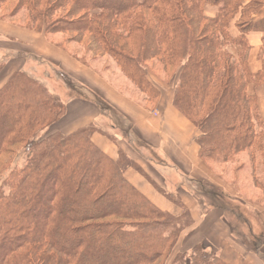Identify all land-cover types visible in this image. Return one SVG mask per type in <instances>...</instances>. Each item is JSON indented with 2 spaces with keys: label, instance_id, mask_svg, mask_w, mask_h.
<instances>
[{
  "label": "trees",
  "instance_id": "16d2710c",
  "mask_svg": "<svg viewBox=\"0 0 264 264\" xmlns=\"http://www.w3.org/2000/svg\"><path fill=\"white\" fill-rule=\"evenodd\" d=\"M244 1L0 0V10L11 7L2 19L24 12V27L46 37L64 35L60 48L74 43L107 56L147 104L159 97L148 73L176 78L173 104L197 128L200 158L229 163L251 152L264 167V120L247 93L264 74H250L245 62V34L264 37V18H251L264 0ZM206 5L217 8L214 17L204 15ZM238 14L233 38L228 27ZM232 44L237 60L224 51ZM64 109L24 72L0 87V264H165L187 212L174 217L153 206L123 176L133 163L109 159L91 142V127L38 137ZM254 184L264 193L262 181ZM199 185L202 199L225 208L221 192ZM250 236L254 253L263 236ZM171 264L225 263L194 247Z\"/></svg>",
  "mask_w": 264,
  "mask_h": 264
},
{
  "label": "crops",
  "instance_id": "0c3cea01",
  "mask_svg": "<svg viewBox=\"0 0 264 264\" xmlns=\"http://www.w3.org/2000/svg\"><path fill=\"white\" fill-rule=\"evenodd\" d=\"M250 1L245 0L243 4ZM216 12L214 6L204 7V15L208 18L214 17ZM239 17L236 15L228 27L233 38L239 34L235 25ZM251 18L253 21L264 18V3ZM245 39L249 47L245 55L248 72L264 74L263 34L250 31ZM57 44L42 32L0 20V58L7 57L6 66L0 72V87L13 73L22 71L32 56L79 86L78 91L77 87L73 89L85 97L63 102V116L46 129V134L69 135L91 127L90 140L102 153L112 160L121 154L133 163L123 176L153 206L174 217H179L182 211L187 212L190 222L180 232L165 264H171L175 256L189 253L194 247L214 252L225 264H264V246L262 258H258L244 237L245 228L242 226L243 232H240L231 222L237 208H244L251 232L255 234L257 228L264 236V193L253 182L251 188L246 189L247 193L241 187L247 194V198L241 199L239 190L226 187L227 198L238 206H233L236 208L233 214L232 207L230 210L209 206L200 197L199 182L220 192L223 184L213 174L210 163L200 158L197 128L173 104L177 79L166 83L148 73L147 80L159 92L156 102L150 105L146 103V96L111 59L84 63ZM224 51L235 60L241 52L233 44L226 46ZM247 93L255 97L257 110L264 120V78L257 86L249 85ZM92 98L99 100L101 105L95 104ZM228 164L219 163L218 169L230 170Z\"/></svg>",
  "mask_w": 264,
  "mask_h": 264
},
{
  "label": "rangeland",
  "instance_id": "374dc122",
  "mask_svg": "<svg viewBox=\"0 0 264 264\" xmlns=\"http://www.w3.org/2000/svg\"><path fill=\"white\" fill-rule=\"evenodd\" d=\"M10 9L11 7H9V10ZM9 10L7 8L0 10V20L8 21L18 26L24 27V22H25L24 12H20L15 17L10 18V19H2V16L6 14L7 11ZM46 38H48L50 41L58 43L57 45H59L61 41L65 39V36L61 34H56V35L48 36ZM63 50L67 51L72 56H74L75 58H77L78 60L84 63H86V61L87 63H89L91 60H99L101 58H107V61H111L110 58H108L107 56L92 57V55L88 51H86L82 46L78 44H74V43L68 45ZM6 58L7 57L0 58V72L2 71L4 65L6 66L5 64ZM22 58L26 59L27 57H22ZM107 63H110V62H107ZM18 72H24L29 77L38 81L41 85H43L47 89V91L50 93L54 101H58L62 104L63 102L73 100L77 97H81V96L85 97V94L81 95V93L76 92L79 89L78 88L79 86H77V84L71 82L67 76L63 75L62 72L57 71L56 69L52 67H49V65L40 61L39 59H36V57L32 56L30 63H27L26 65H24L22 68V71H18ZM161 75L162 74H160V76ZM158 78L162 79V77H158ZM74 87H77L76 91L73 89ZM93 102L97 105H101V102L97 100L96 98L93 99ZM114 124H115V121H113L112 125ZM36 135L40 137V136L49 135V134H46V130H44L42 133H36ZM250 153L251 152H242L238 154L237 156H235L232 159V161L229 162L230 164H228L229 166H231L230 170H225V169L220 170L218 169L219 163H215V162L210 163V167H211L213 174L223 184V186L220 187V189H221L222 196L225 198L224 204H225L226 209H228L227 205L230 207L232 206L238 207L236 204H232V202L227 198L226 195H228V192L225 191L226 187H229L231 189L236 188L237 190H239V192L242 195L241 199H243V198H247L246 189L251 188V183L253 184L254 181H262L264 183V167L260 166V157L258 154L251 155ZM14 155H15V160H19L22 157V146H19L15 149ZM210 183L218 185L216 182H210ZM241 187L243 188L244 191H246V193H244V191L241 190ZM214 189L220 192L219 189H216V188ZM205 201L209 204V206L212 205L208 199H205ZM243 209L244 208L241 209V207L237 208L236 216L232 217L231 222H232V225L236 227V229H238L240 232H243L242 226L245 228L246 232L244 234V237L249 242L250 245L251 244L253 245L255 241L252 240L250 236L252 234L251 228L249 226L246 227L242 223L243 219L245 221L247 220L246 217L244 216L246 211ZM231 213H232V210H231ZM239 215L242 218L237 217ZM253 235L255 236L254 238L256 240H258L261 236H263L262 234H260V230H258L257 228L255 230V234ZM262 242H263V239L262 240L260 239V242L258 245L259 249L257 250V252H254L255 255H258V258L260 257L262 258V255H261L262 246H264L262 245Z\"/></svg>",
  "mask_w": 264,
  "mask_h": 264
},
{
  "label": "bare ground",
  "instance_id": "6f19581e",
  "mask_svg": "<svg viewBox=\"0 0 264 264\" xmlns=\"http://www.w3.org/2000/svg\"><path fill=\"white\" fill-rule=\"evenodd\" d=\"M96 96V95H95ZM231 203V202H230Z\"/></svg>",
  "mask_w": 264,
  "mask_h": 264
}]
</instances>
